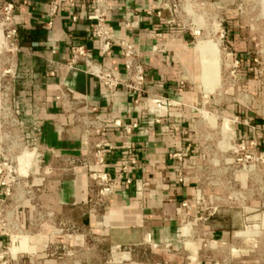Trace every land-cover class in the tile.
<instances>
[{
	"label": "crops",
	"instance_id": "1",
	"mask_svg": "<svg viewBox=\"0 0 264 264\" xmlns=\"http://www.w3.org/2000/svg\"><path fill=\"white\" fill-rule=\"evenodd\" d=\"M9 1L23 17L17 111L39 150L26 168L32 194L17 209L18 229L12 238L0 234V264H203L183 239V225L195 215L197 196V181L186 176L185 168L190 159L200 161L198 137L205 131L195 33L179 19L172 21L162 0H108V25L116 37L134 43L146 65L147 92L139 96L143 104L136 105L135 96L124 89L109 95L84 72L82 63L66 65L71 44L82 43L96 60L125 78L120 49L115 46L103 56L98 42L90 38L95 24L91 0H59L50 28L46 23L52 0ZM207 1L224 17L231 44H242L236 15L239 0ZM73 14L76 22L71 21ZM61 86L73 88L76 98L97 107L108 124H137L130 135L124 127L109 124L103 137L108 152L103 153L100 169L115 180L114 193L103 204L90 174L103 149L97 146L102 138L87 135L76 120L75 109L84 111L81 103L74 112L61 107L57 100ZM127 143L137 161L128 174L130 183L120 174ZM224 232L217 234L224 237ZM95 243L100 244L98 259L75 255L86 249L89 256Z\"/></svg>",
	"mask_w": 264,
	"mask_h": 264
},
{
	"label": "rangeland",
	"instance_id": "2",
	"mask_svg": "<svg viewBox=\"0 0 264 264\" xmlns=\"http://www.w3.org/2000/svg\"><path fill=\"white\" fill-rule=\"evenodd\" d=\"M237 4L238 45L227 34L221 37L220 27L210 34L221 15L201 0L176 13L193 33L198 31L196 42L214 39L221 49L218 84L207 89L202 82L200 161L190 159L185 168L197 181V196L183 239L203 264H264V0ZM242 48L246 55L238 52ZM199 65L203 73L201 58ZM222 229L224 237L217 234ZM99 245L89 256L86 249L75 255L96 260Z\"/></svg>",
	"mask_w": 264,
	"mask_h": 264
},
{
	"label": "built area",
	"instance_id": "3",
	"mask_svg": "<svg viewBox=\"0 0 264 264\" xmlns=\"http://www.w3.org/2000/svg\"><path fill=\"white\" fill-rule=\"evenodd\" d=\"M70 1V0H68ZM94 4L92 15L95 24L90 36L92 41L98 42V51L103 56L107 55L117 46L123 57V71L125 78L119 77L103 61L96 60L93 52L82 43H73L69 47L71 57L66 65L70 68L82 63L84 72L94 78L99 85L109 94H115L124 89L128 95L135 96L134 103L142 105L139 96L147 92V70L141 59V51L127 37H116L108 25L110 14V3L108 0H91ZM172 14V21L178 20L176 15L180 7L184 11L191 8L194 0H162ZM203 4H209L207 0H201ZM60 7L59 0H52L48 11L46 26L50 28L54 18L58 15ZM78 16L71 15V21L76 22ZM224 17H220L218 27L222 34L227 32L223 28ZM23 17L16 12V6L9 0H0V186L3 189L0 195V234H7L12 238L14 230H17V209L24 197L30 198L32 194L29 183L26 182L27 167L30 165L31 156L39 150L38 144L25 133L19 118L15 101V82L18 73V56L21 53L20 26ZM129 26V24H127ZM56 52V49L53 50ZM57 100L61 107L69 112L75 109L79 103L83 105L84 111L75 109L78 114L76 120L82 124L87 135L102 138L97 146L102 148L97 154L95 168L91 169V177L97 182L98 194L101 204L114 193L115 180L108 171L101 170L104 163L103 153L108 152L104 148L107 145L105 138L109 126L124 127L127 135L132 134L137 128L136 123L122 125L120 121L106 123L99 115L98 108L90 104L86 99L76 98L75 91L71 87L61 86ZM82 112V113H81ZM136 155L132 145L127 143L123 152L120 168L121 176L127 183L131 182L128 177L130 170L136 164Z\"/></svg>",
	"mask_w": 264,
	"mask_h": 264
},
{
	"label": "bare ground",
	"instance_id": "4",
	"mask_svg": "<svg viewBox=\"0 0 264 264\" xmlns=\"http://www.w3.org/2000/svg\"><path fill=\"white\" fill-rule=\"evenodd\" d=\"M189 9V7H187ZM216 24V23H215ZM211 29L210 34H217L218 26ZM198 34V31L195 32ZM196 50L201 58V63L203 64L202 82L207 89L215 87L218 83V72L220 66V53L221 49L219 47L218 41L215 42L214 39L198 40L196 43Z\"/></svg>",
	"mask_w": 264,
	"mask_h": 264
}]
</instances>
